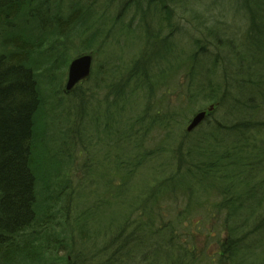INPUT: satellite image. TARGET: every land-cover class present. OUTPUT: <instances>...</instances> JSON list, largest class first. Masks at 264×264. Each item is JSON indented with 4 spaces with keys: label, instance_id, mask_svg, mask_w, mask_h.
<instances>
[{
    "label": "trees",
    "instance_id": "obj_1",
    "mask_svg": "<svg viewBox=\"0 0 264 264\" xmlns=\"http://www.w3.org/2000/svg\"><path fill=\"white\" fill-rule=\"evenodd\" d=\"M228 1L237 4L246 22L242 28L233 23L220 26L223 35H230L226 39L217 36L216 31L210 32L216 45L229 48L231 55L228 64L222 61L221 68L225 71L222 78L215 77L222 54H207L203 52L207 48L200 45L185 58L189 64L192 62L191 75L196 87L205 98L216 97L219 106L225 108L224 114L218 121L205 122L209 132L203 131L197 143L189 142L192 146L186 152L182 151L185 143L181 144L180 151L171 152L156 140L154 145H145L149 139H155L162 123L163 110L159 106L155 108L154 102L148 104L149 111L141 117H126L122 122V116L118 115V110H125L126 105L134 106L132 95L143 89L146 94L154 95L152 87L155 88L158 78L170 70L174 72L170 65H174L172 59L177 56L174 52L179 45L175 48L176 43L172 44L170 37L162 40L156 37L161 27L158 21L155 30L146 23V19L160 15L134 8L129 11L133 24L130 28L124 18L107 15L108 7L116 3L113 0H0V264H29L27 261L33 262L36 258L45 261L56 257L55 252L64 253L62 249H66L67 240L60 234L63 231L60 223L75 208V198L81 199L83 194L80 186L71 185L77 165L72 162L80 154L78 147L82 140L80 133L76 134L75 128L65 123L68 119L62 120L71 111L63 112L64 108L59 107L62 97L69 94L63 87L72 59L67 42L78 43V38L72 36L76 32H72L85 17L92 20L91 25L80 30H90V35L100 38L97 51L103 55V61L91 72V95L96 90H105L106 100L113 106L103 110L97 103L93 109L97 114H93V125H90L94 129L92 139L96 134L98 138L99 127L103 128L107 121L106 128L115 130L114 136L110 133L113 142L109 147L116 150L111 151L112 155H120V167L128 162L121 160L122 156L135 150L137 155H129L135 160L134 165L152 168L161 181L157 193L150 196L147 191L149 197L138 200L134 197L129 202L122 197L123 187L116 181L118 174L113 176L116 184H112L109 176L98 173L93 182L97 188L88 193L94 196L93 204L102 208L96 212L97 216H104L106 225L113 224L108 226V244L113 245L109 258L106 254L105 264H119L120 256L122 264L125 260L133 263L136 256L140 264H185L187 258L193 257L178 235L169 229L170 219L165 218L174 200L183 203V211H171L177 215L185 216L196 208L203 214L225 211V221L240 219L237 221L241 224L235 230L245 228L250 222L249 216H253L251 228L240 233V237L231 238L227 250L221 251L229 264L236 257L240 256L241 260L244 254L241 251L264 249V187L260 185L264 182V0L225 2ZM216 2L221 9L225 7L223 0ZM121 9L126 13L130 8ZM23 19L33 32L21 30L19 20ZM110 20L116 25L107 29ZM210 20L214 29L215 18ZM45 32L51 37L45 38ZM114 42H122V47L115 46ZM126 42L130 44L127 47ZM134 42L141 44L143 50L130 63L121 61L125 49L132 54ZM77 87L70 92L76 91L75 101L86 105V94ZM83 112L79 110L77 114L82 116ZM69 136L74 145L71 151L66 147ZM105 138L101 139L106 144L109 137ZM152 154L159 156L151 159ZM106 158L109 159L107 156L103 159ZM161 161L164 165L158 167ZM172 161L176 167L169 172L166 163ZM99 162L103 163L102 159H97L93 166ZM115 168L121 170L116 163ZM161 168L166 170L160 171ZM93 169H85L92 171L91 175L87 174L88 181L95 175ZM257 175L263 178L254 184L251 180ZM128 176L129 173L126 178L123 176L124 183ZM162 200L168 203L161 205ZM112 204L123 207V214L112 215L115 211ZM89 212L86 214L91 217ZM145 257L150 260L148 263ZM210 261L209 264H215L214 259ZM135 263H139L137 258ZM255 264H264V259Z\"/></svg>",
    "mask_w": 264,
    "mask_h": 264
},
{
    "label": "rangeland",
    "instance_id": "obj_2",
    "mask_svg": "<svg viewBox=\"0 0 264 264\" xmlns=\"http://www.w3.org/2000/svg\"><path fill=\"white\" fill-rule=\"evenodd\" d=\"M98 1V0H97ZM104 1V0H100ZM116 3L110 5L107 10V15L114 14V18H124V23H127L130 28H133V24L131 23V14L129 11H132V9H137L140 12H147V13H157L161 17L155 16L154 18L146 19V23L150 24L152 30H155V27L159 25L162 27H158L159 33L156 36L160 40L163 38L170 37L169 40L173 44L176 43L175 48L177 45L176 52H174V55H177L172 59V62L174 65H170V67H174L172 72L171 70L167 73H164L163 76H160L158 78L159 82H155V88H153L154 95H148L146 94L145 89L139 90L134 95H132L130 98H132L133 107L126 105L124 108L125 110H118V115H121L122 122L126 120V117H129L130 119H134V117H141L140 115L147 114V107H149L148 104L153 103L155 105V108L158 106L160 107L163 112L160 114V118L162 120L160 131L158 135L155 137V139H149L145 145H154L155 140L158 141V145L163 144L164 148H167V151L174 152L173 150L180 151V147L182 143H185V148L182 149L183 152H186L185 149L188 147H191L190 143H197L196 140L201 136L202 132L207 130L209 128H206L208 126L205 122H212L213 120L217 119V121L220 119V117L224 114L225 108L220 107L218 101H216V97L212 99L205 98L203 96V92L199 91V89L196 87L197 84L196 81H194V77L191 75L192 70L191 64L192 62H189L185 59L186 56H189L192 52L194 53L199 49V46L202 45L203 47L207 48L206 52L207 54L210 53H217L222 54V58L220 60V64L218 65L217 72H215V77H220L223 73H225L224 69L222 67V61H224L226 64L229 63L228 59H230L231 55L229 52V48H224L223 46L218 47L215 43V39L213 36H211L210 32L213 30V32H218L217 36H221L222 39H226L229 37V34L223 35L220 30V26H224L226 24L231 25L230 23L236 24L242 28L244 26L243 17L240 16L237 4L235 2H225L226 0H223L225 7L221 9L219 3H217V0H113ZM119 3L121 4L119 6ZM127 6H126V4ZM190 3L191 5H189ZM118 5V7H117ZM121 7L123 9H128L125 11L126 13H123L121 10ZM121 11V12H120ZM121 13V14H120ZM146 13V14H147ZM118 17H117V16ZM140 13L137 17H135L136 21H139ZM211 15V17L215 18L216 26L213 29V26L211 25L210 18L208 19V16ZM126 19V20H125ZM25 19L19 20L21 30L22 31H30L33 32L32 28H29L30 26L27 25L24 22ZM82 21L78 22V24L75 26L72 33H75L72 35L73 37L78 38V43H71L67 42V47L69 48L70 52L72 53L71 58L78 57L80 54H90V52L93 54V58H96L92 60V69H94V66L97 67L103 61L101 60L103 55H100V53L97 50L98 42L100 38L96 37L95 35H90V30L87 32H84L80 30V27L82 28H89L91 25L90 23L92 20H89V18H82ZM166 20V21H165ZM158 21V22H157ZM164 21V22H163ZM155 23V24H154ZM88 24V25H86ZM206 25L209 27V31L206 30ZM108 28H111V26L116 25L113 23L112 20H110V24H108ZM149 28V25H148ZM93 29V28H91ZM150 29V28H149ZM220 29V30H219ZM43 36L51 37V34H47L46 32L43 34ZM91 39V40H90ZM224 40H221L223 42ZM220 42V43H221ZM122 43V42H121ZM121 43L114 42L115 46H118L121 48ZM135 47L132 48V54L128 49H125L123 51L124 55L121 58V61H125L127 63H130V60L133 59L134 56H137L139 54L140 50H143L141 48V44H138V42H134ZM130 45L129 42H126L124 46ZM125 47V48H126ZM140 47V48H139ZM67 48V49H68ZM139 48V49H138ZM173 48V45H172ZM124 49V48H123ZM122 49V50H123ZM138 49V50H137ZM237 53V52H236ZM214 54V55H215ZM216 55V56H217ZM219 58V57H217ZM117 62V60H115ZM118 63V62H117ZM194 64V62H193ZM167 71V70H166ZM92 74V73H90ZM225 75V74H224ZM93 74L90 76L92 77ZM213 77L212 75L210 78ZM222 78V77H220ZM65 79V78H64ZM93 78H89L86 81L80 82L77 86V90L82 91L86 95V105L82 104V102H78V100L75 98L77 96L76 91L70 92L69 94H65L66 96L62 97V103L59 107H63V112L71 111L67 116L62 118V120H67L65 123L71 128H75V133H80V139L82 140V144L78 147V150L80 151V154L78 155L75 160H73L72 163L77 164L75 166V178L72 180L71 185H78L81 188H79V191L83 193L81 196V199L78 197L75 198L74 202L75 208L70 211L68 216H65L66 220L61 221V226L63 231L60 232L67 240L66 244L64 245V248L62 251L64 253L55 252L58 254L56 257L51 259H43L40 260V258H36L33 262L27 261L29 264H105L107 259L110 257V252L112 250V245L108 244L109 241V225L111 222H109L107 225L104 223V216H97L96 212H101V207H96L93 202L92 198L94 197L92 194H89L88 191L91 190L90 193H92L93 190H96L97 187L93 186L94 181H96L99 174L102 176L104 174V177L109 176V181L112 184H116L113 176L118 174L117 182L122 185V197L128 200L129 202L131 200H134V197L136 200L142 198V197H149L148 195L155 194L157 192L156 189L161 188V181L159 180V176L156 172L151 168L150 170L144 166H136L135 160L132 159L131 155L132 153L137 155V152L131 151L127 152L126 154L123 152V155L121 160L128 161L125 164L119 165V156L115 157L111 154V151L116 152V150H110V144L113 142L110 139V133L112 136H114V129L111 131L110 129L106 128V122L103 126V128L99 127L100 135L97 134L93 138V132L94 129L90 127V125H93V114L97 112H94L96 108L97 103H99L98 107H101L103 110L111 107L110 102L106 100V92L105 90H96L92 92V82ZM222 83V81H221ZM64 84V83H63ZM218 85V82H217ZM90 91V92H88ZM152 93V92H151ZM99 100V101H98ZM151 105V104H150ZM83 106V107H82ZM94 106V107H93ZM89 107V108H88ZM113 107V106H112ZM209 107L211 110H209ZM83 108V109H82ZM152 109V108H151ZM78 110H84L82 113V116H80V113L77 114L76 112ZM204 110L207 111L209 114L206 118H203L198 125H196L194 128H192L191 131L187 130V126L189 122L191 121V118L195 116L199 111ZM76 114V115H75ZM92 119V120H91ZM105 121V120H104ZM101 123V122H100ZM203 123V124H202ZM149 124H151L149 122ZM60 125H63V123H60ZM153 125V124H151ZM210 125V124H209ZM68 126H65L68 130ZM148 126V125H147ZM122 127V125H121ZM150 129V128H149ZM149 134H151V129L149 130ZM153 132V131H152ZM209 132V131H208ZM147 135V136H148ZM102 136H106V140L108 138V142L105 144L103 141ZM146 137V136H145ZM153 137V136H152ZM212 137V135H211ZM97 138V141H96ZM213 138V137H212ZM70 139H72L71 136L68 137L66 147L68 150H73L74 145L71 143ZM190 142V143H189ZM213 142V141H211ZM75 144V143H74ZM78 144V143H77ZM219 146L222 144H218ZM177 146H179L177 148ZM201 147L200 145H198ZM146 148L144 149V152L146 153ZM69 151V152H70ZM121 152V151H120ZM143 151L141 153H144ZM122 153V152H121ZM158 153V152H157ZM74 154V153H73ZM112 155V157H111ZM108 157L109 159H103L105 157ZM158 157L159 155L152 154L151 159H155L154 157ZM97 161V159L103 161V163H96L95 166L94 162ZM158 159V158H157ZM157 161H160L157 160ZM109 162V164H108ZM164 161L159 162L157 165L160 167L161 165H164ZM168 162V161H167ZM115 163L118 165V168L121 170H118L115 168ZM170 163V165H169ZM166 163V169L167 171L171 172L172 167L173 169L176 167V163L174 161ZM124 165V166H123ZM141 165V164H139ZM157 167V166H156ZM157 167V168H158ZM74 168V166H73ZM93 169V173L95 175L93 177H89V181L87 180V174L91 175V172H86L85 169ZM145 169V170H142ZM164 168L159 169L166 170ZM84 172V173H83ZM99 173V174H98ZM102 173V174H101ZM130 174L128 176L126 183H124L125 180L123 176L126 178L127 174ZM263 178L262 175H257L253 180H251L252 183L256 184L257 182H260V180ZM246 179V178H245ZM129 182V183H128ZM128 183V184H127ZM251 183V184H252ZM163 185V184H162ZM261 187H264V182H261ZM113 186V185H112ZM114 188H111L113 190ZM78 190V189H76ZM110 190V192H111ZM74 191V188H73ZM149 191L148 195H146V192ZM71 192V190H70ZM79 192V194H80ZM73 193V192H72ZM118 193V192H117ZM75 196V195H74ZM73 196V198H74ZM111 197V196H110ZM149 199V198H148ZM214 199L217 201L219 200V197H214ZM112 200H110L111 202ZM161 205H165L168 202L167 201H160ZM121 203V202H120ZM171 203V202H170ZM183 203L179 200H174L171 204V211L174 210L177 211H183ZM113 205L112 215L117 214L120 212V214H123L124 208L119 205L116 206ZM88 208V209H87ZM195 208V207H194ZM91 213V217L87 215L88 211ZM199 208L192 209V213H185V216L183 215H177L175 213H172L171 211H166V214L168 216H165V218L170 219L169 221V229L172 230V233L174 235H178L180 241L185 245L184 247L187 248L190 252V255L193 257L187 258L185 260V264L192 262V264H209L211 262V259H214L215 264H229L228 259L226 258V255L222 254L221 251L223 249L229 246V240L231 238H237L240 237V233H243L245 229L246 231L251 228L253 223V216H249L250 222L247 224L245 228L243 227H237V230H235V226H240L241 221L239 218H236L233 221L228 220L225 221L224 219V212L215 214V212H211L214 214H203L202 211ZM117 211V212H116ZM164 211V209H163ZM165 213V212H164ZM86 214V215H85ZM242 215H246L245 212H242ZM120 215L119 217H121ZM121 221V220H120ZM116 225V222H114ZM110 226H113L111 224ZM250 226V227H249ZM232 230V231H231ZM235 230V231H234ZM234 235H233V234ZM250 234V233H249ZM250 237V236H248ZM93 245V246H92ZM111 246V247H110ZM111 249H110V248ZM262 249V248H261ZM244 254H241V260L239 257H236L237 260L230 261L231 264H255L260 263L264 259V249L258 250L250 248L249 251H241ZM54 253V254H55ZM106 254H109L108 258L105 259ZM134 257V256H133ZM122 258V256H120ZM118 259V263L122 264L123 260ZM138 264H140L138 256H136ZM135 258V259H136ZM135 259H133L135 261ZM40 260V261H39ZM125 260V259H124ZM133 263H127L125 260V264H134ZM145 261L148 263L150 260L145 257ZM24 262V261H23ZM21 262V263H23ZM143 263V262H142ZM15 264H20L18 262H15ZM137 264V263H135ZM166 264V263H165Z\"/></svg>",
    "mask_w": 264,
    "mask_h": 264
},
{
    "label": "water",
    "instance_id": "obj_3",
    "mask_svg": "<svg viewBox=\"0 0 264 264\" xmlns=\"http://www.w3.org/2000/svg\"><path fill=\"white\" fill-rule=\"evenodd\" d=\"M91 54H83L79 55L72 59L69 63L68 71H67V80L64 84V92L68 93L74 87V85L78 84L81 80L88 79L90 76L91 70ZM212 109V107H211ZM209 107V110H211ZM206 116L204 110L199 111L195 116L191 118L187 126V130L191 131L198 123L202 121V119Z\"/></svg>",
    "mask_w": 264,
    "mask_h": 264
}]
</instances>
